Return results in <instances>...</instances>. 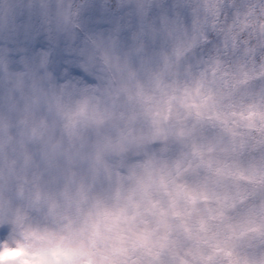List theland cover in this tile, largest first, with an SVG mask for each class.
Instances as JSON below:
<instances>
[{
    "label": "clouds",
    "instance_id": "9594fccd",
    "mask_svg": "<svg viewBox=\"0 0 264 264\" xmlns=\"http://www.w3.org/2000/svg\"><path fill=\"white\" fill-rule=\"evenodd\" d=\"M0 264H264V0H0Z\"/></svg>",
    "mask_w": 264,
    "mask_h": 264
}]
</instances>
